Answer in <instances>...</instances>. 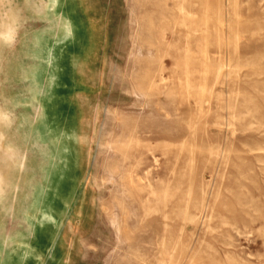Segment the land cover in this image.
<instances>
[{
    "label": "rangeland",
    "instance_id": "rangeland-1",
    "mask_svg": "<svg viewBox=\"0 0 264 264\" xmlns=\"http://www.w3.org/2000/svg\"><path fill=\"white\" fill-rule=\"evenodd\" d=\"M3 1L0 264H264V0Z\"/></svg>",
    "mask_w": 264,
    "mask_h": 264
},
{
    "label": "water",
    "instance_id": "water-1",
    "mask_svg": "<svg viewBox=\"0 0 264 264\" xmlns=\"http://www.w3.org/2000/svg\"><path fill=\"white\" fill-rule=\"evenodd\" d=\"M4 1L0 0V16L10 14L3 7ZM17 34V32H16ZM15 38L9 42L0 41V44L13 43ZM12 116V115H11ZM8 116L0 108V210L3 224H19L20 219L29 226L32 225L31 215L28 208L24 206L25 201L33 199V194L21 186L22 180L31 175V168L35 169V155L31 157L25 153V146L21 143L9 144L6 132L2 130L3 123ZM13 117V116H12ZM14 122V120H13ZM32 165V167H31ZM36 170V169H35ZM54 177V174H52ZM57 177V176H56ZM31 199V200H32ZM25 207V208H24ZM30 210V209H29Z\"/></svg>",
    "mask_w": 264,
    "mask_h": 264
},
{
    "label": "clouds",
    "instance_id": "clouds-1",
    "mask_svg": "<svg viewBox=\"0 0 264 264\" xmlns=\"http://www.w3.org/2000/svg\"><path fill=\"white\" fill-rule=\"evenodd\" d=\"M17 20L11 14L0 16V41L9 42L15 38Z\"/></svg>",
    "mask_w": 264,
    "mask_h": 264
},
{
    "label": "bare ground",
    "instance_id": "bare-ground-1",
    "mask_svg": "<svg viewBox=\"0 0 264 264\" xmlns=\"http://www.w3.org/2000/svg\"><path fill=\"white\" fill-rule=\"evenodd\" d=\"M45 215H46V214H45ZM45 215H44V216H45ZM46 216H47V215H46Z\"/></svg>",
    "mask_w": 264,
    "mask_h": 264
}]
</instances>
